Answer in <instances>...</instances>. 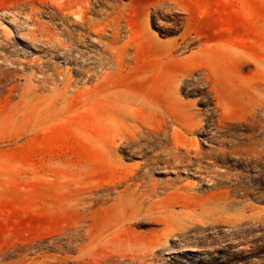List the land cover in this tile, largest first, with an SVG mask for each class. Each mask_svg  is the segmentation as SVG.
I'll return each instance as SVG.
<instances>
[{"label":"rangeland","instance_id":"rangeland-1","mask_svg":"<svg viewBox=\"0 0 264 264\" xmlns=\"http://www.w3.org/2000/svg\"><path fill=\"white\" fill-rule=\"evenodd\" d=\"M255 59L264 0H0V264H264V153L233 148Z\"/></svg>","mask_w":264,"mask_h":264},{"label":"bare ground","instance_id":"bare-ground-1","mask_svg":"<svg viewBox=\"0 0 264 264\" xmlns=\"http://www.w3.org/2000/svg\"><path fill=\"white\" fill-rule=\"evenodd\" d=\"M80 14L81 13H79V15ZM253 65H254L253 68L254 71L263 73L262 75H264V60L255 59L253 61ZM247 96L249 102V111L251 113L252 121L256 125L257 132H254L249 137V141L247 142L234 141L233 148L249 154V157L253 156L254 158H260L262 153H264V81L262 83L248 85ZM215 102L218 108L222 112H225L226 105L222 97L218 93H216L215 95ZM125 113L127 115L129 125L131 127V132L133 133L134 136L137 131L141 132V135L144 139H149L151 136L150 134H153L154 136H159V135L168 136L169 138L166 143L165 149H167L168 154L177 162H180L182 160L180 153V145L177 142V136L182 129L178 124H176L172 120H165L162 126H155L153 127L152 131L151 130L148 131L147 129L149 128L150 125L149 109L144 102L139 101L136 97H132L129 100ZM222 151H225L224 148H217L216 153H220ZM186 152L188 154L190 152V149L186 148ZM198 153H201V151L199 150ZM222 176L228 177V173H223ZM233 185L234 186L231 185L227 186L223 190L209 191L206 198L201 199V202L203 201L206 203V199L207 201H209L211 199L209 198L210 195L213 197L215 196L217 198L216 200L217 202L226 203L228 201V197L230 196L231 192L233 191L235 192L239 189L240 192L245 196L244 198H247L246 195L248 193V189L240 185H235V184ZM38 257L28 256L25 253L22 256H20L19 259L17 258V260L12 261L10 264H37L39 262Z\"/></svg>","mask_w":264,"mask_h":264}]
</instances>
